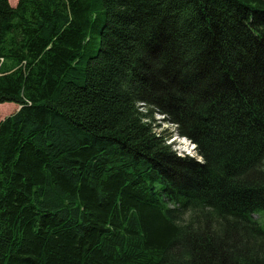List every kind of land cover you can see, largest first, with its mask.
<instances>
[{
  "label": "trees",
  "instance_id": "trees-1",
  "mask_svg": "<svg viewBox=\"0 0 264 264\" xmlns=\"http://www.w3.org/2000/svg\"><path fill=\"white\" fill-rule=\"evenodd\" d=\"M7 102L0 264H264V0H0Z\"/></svg>",
  "mask_w": 264,
  "mask_h": 264
},
{
  "label": "rangeland",
  "instance_id": "rangeland-1",
  "mask_svg": "<svg viewBox=\"0 0 264 264\" xmlns=\"http://www.w3.org/2000/svg\"><path fill=\"white\" fill-rule=\"evenodd\" d=\"M18 0H9V3L11 6H14ZM18 105L12 102H7V103H1L0 104V120L6 117L7 115L15 112L18 110ZM156 124L158 128L156 129L158 132L165 130V133L170 134L175 127L172 126V124H169L164 121V117L161 115H156ZM174 135L172 136L173 138L170 140L172 144L173 149L177 147V154H185V153H190L191 157L196 156L195 153V144L192 143L188 138L185 136H179L175 132L173 133ZM255 220L264 228V210L259 211L258 213L255 214Z\"/></svg>",
  "mask_w": 264,
  "mask_h": 264
},
{
  "label": "bare ground",
  "instance_id": "bare-ground-1",
  "mask_svg": "<svg viewBox=\"0 0 264 264\" xmlns=\"http://www.w3.org/2000/svg\"><path fill=\"white\" fill-rule=\"evenodd\" d=\"M174 150L176 151L177 147ZM185 154H188V156H191L190 153H185ZM177 155H179V154H177ZM179 156H181V155H179ZM194 157H196V156H194Z\"/></svg>",
  "mask_w": 264,
  "mask_h": 264
}]
</instances>
